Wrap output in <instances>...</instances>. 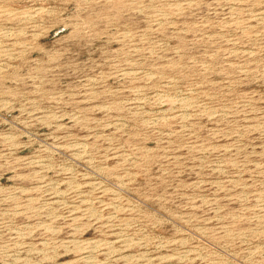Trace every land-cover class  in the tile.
Returning <instances> with one entry per match:
<instances>
[{"label":"rangeland","instance_id":"1","mask_svg":"<svg viewBox=\"0 0 264 264\" xmlns=\"http://www.w3.org/2000/svg\"><path fill=\"white\" fill-rule=\"evenodd\" d=\"M0 264H264V0H0Z\"/></svg>","mask_w":264,"mask_h":264},{"label":"bare ground","instance_id":"2","mask_svg":"<svg viewBox=\"0 0 264 264\" xmlns=\"http://www.w3.org/2000/svg\"><path fill=\"white\" fill-rule=\"evenodd\" d=\"M47 191V190H46ZM56 193V192H55ZM30 201V200H29ZM55 203V202H54ZM55 218H57V217H55ZM71 242V241H70ZM78 242V241H77ZM101 243V242H100ZM108 243V242H107ZM96 244V243H95ZM43 245V244H42ZM80 245V244H79ZM109 245V244H108ZM66 249V248H65ZM112 251V250H111ZM81 252V251H80ZM93 253V252H92ZM90 254V253H89ZM109 256V255H108ZM86 260H88V259H86ZM89 262V261H88Z\"/></svg>","mask_w":264,"mask_h":264}]
</instances>
